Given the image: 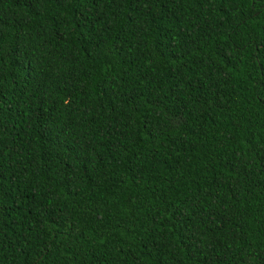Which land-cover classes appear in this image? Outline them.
Listing matches in <instances>:
<instances>
[{
	"label": "trees",
	"instance_id": "trees-1",
	"mask_svg": "<svg viewBox=\"0 0 264 264\" xmlns=\"http://www.w3.org/2000/svg\"><path fill=\"white\" fill-rule=\"evenodd\" d=\"M0 264H264V0H0Z\"/></svg>",
	"mask_w": 264,
	"mask_h": 264
}]
</instances>
